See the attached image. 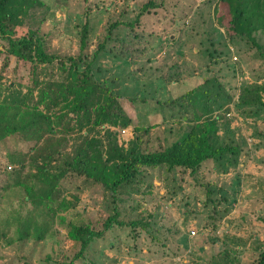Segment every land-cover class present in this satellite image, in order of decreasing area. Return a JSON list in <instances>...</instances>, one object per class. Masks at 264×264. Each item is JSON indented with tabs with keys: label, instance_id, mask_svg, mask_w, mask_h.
Instances as JSON below:
<instances>
[{
	"label": "rangeland",
	"instance_id": "rangeland-1",
	"mask_svg": "<svg viewBox=\"0 0 264 264\" xmlns=\"http://www.w3.org/2000/svg\"><path fill=\"white\" fill-rule=\"evenodd\" d=\"M147 1L41 0L21 15L22 22L10 36L35 29L47 52L74 54L80 30L88 22L93 50L108 34L110 23L134 21ZM154 1V11L143 16L136 29L124 23L114 28L106 50L94 62L97 77L122 96L132 123L124 128L105 124L93 133L102 137L106 129L115 130L119 144L127 147L139 127L144 145L153 149L194 126L209 130L217 124L220 142L239 143L237 163L222 172L207 162L199 171V182L177 170L167 181L164 171L149 169L139 191L122 196L128 199L122 217L137 220L136 228L114 224L75 264H257L264 251V29L256 33L257 48L247 39H231L225 31L228 0ZM4 54L0 53L1 95L13 89L25 92L34 80L30 62L11 56L4 70ZM56 62L40 64L39 78H62ZM202 90L206 94L198 99L193 93ZM190 91L196 106L188 101L187 110L181 109L176 102H185L179 98ZM24 109L22 116L41 115L45 129L54 125L43 105ZM89 133L85 128L73 136ZM33 138L32 131H19L0 145V186L9 184L0 188V264H71L73 241L66 224L91 222L103 228L114 212L111 197L89 178L66 181L50 204L46 236L40 241L18 240V210L20 218L31 214L40 222L49 215L48 205H43L44 213L40 208L33 211L25 200L28 191L14 184L17 177L29 179L35 172L26 142ZM7 150H17L27 165L22 169L8 162ZM207 186L214 191L212 202ZM63 199L66 204L60 206ZM6 218L8 227L3 226Z\"/></svg>",
	"mask_w": 264,
	"mask_h": 264
},
{
	"label": "trees",
	"instance_id": "trees-1",
	"mask_svg": "<svg viewBox=\"0 0 264 264\" xmlns=\"http://www.w3.org/2000/svg\"><path fill=\"white\" fill-rule=\"evenodd\" d=\"M38 3L41 0H0V39L3 41L0 43V53H5L3 68L6 70L10 57L15 56L18 62H30V73L34 79L25 92L13 89L8 95L2 96L0 91V145L19 131H32L35 136L26 141L30 145L27 150L28 162L35 172L29 175V179L17 177L14 184L28 191L25 200L33 211L40 208L44 213L46 210L43 205H48L49 215L40 222L31 214L20 218L21 212L18 210L15 218L18 240L33 237L35 241H40L46 236L52 219L50 204L60 195L62 184L66 181L86 177L93 180V185H101L105 192L108 191L114 212L105 218L103 228L98 229L91 222L69 221L66 224L67 237L73 241L70 263L75 264L76 260L85 258L92 241L102 237L114 224L136 228L137 220H125L122 217V205L128 201L122 196L139 191V184L150 176L149 169L164 171L162 176L167 181L177 170L188 172L199 182V171L207 162H212L222 172L235 165L239 143L220 142L216 133L217 124L209 130H206L205 125L194 126L169 144L153 149L144 145L139 127L135 128L134 138L129 140L127 147L119 144L115 130L108 128L104 136H96L93 132H97L98 127L109 124L124 128L132 123V118L126 112L122 96L97 77L94 62L106 50V41L115 27L124 23L136 29L141 25V18L150 15L157 3L154 0L147 1L134 21L116 20L110 23L108 34L99 39L93 50L89 49L90 26L88 22L85 23L80 30L77 51L62 56L47 52L44 39L35 29H29L26 35L20 37L10 36L15 32L16 25L22 22L21 15ZM224 8L230 13L225 24L229 37L247 39L259 48L256 33L264 29V0H228ZM55 61L59 64V73H63L62 78L54 79L53 74L48 79L39 78V65L52 66ZM192 93L190 91L180 96L179 99L185 101L176 102L181 109L187 110L189 102L192 108L196 106V98L194 101ZM193 94L200 99L206 93L202 90ZM170 103L171 107L176 104L173 100ZM39 105H43L53 115L54 125L51 128L43 127L41 115L22 116L25 107ZM205 108L206 111L210 110V107ZM85 128L93 134L73 136L75 132L82 133ZM71 136L74 137L72 141ZM7 151L8 162L22 169L27 165L17 150ZM3 168L6 170V165ZM32 178L34 181L30 183ZM8 186L0 188L6 189ZM207 191V199L212 202L214 191L208 186ZM65 204L64 199L59 202L60 206ZM9 221L10 218L4 219L3 226L8 227ZM257 264H264V251L260 253Z\"/></svg>",
	"mask_w": 264,
	"mask_h": 264
}]
</instances>
